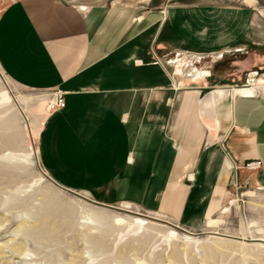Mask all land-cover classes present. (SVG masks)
Returning a JSON list of instances; mask_svg holds the SVG:
<instances>
[{
    "label": "crops",
    "instance_id": "0c3cea01",
    "mask_svg": "<svg viewBox=\"0 0 264 264\" xmlns=\"http://www.w3.org/2000/svg\"><path fill=\"white\" fill-rule=\"evenodd\" d=\"M252 17L184 0H0L1 69L65 101L39 132L47 174L190 230L207 228L230 186L264 188V88L177 73L242 44Z\"/></svg>",
    "mask_w": 264,
    "mask_h": 264
},
{
    "label": "rangeland",
    "instance_id": "374dc122",
    "mask_svg": "<svg viewBox=\"0 0 264 264\" xmlns=\"http://www.w3.org/2000/svg\"><path fill=\"white\" fill-rule=\"evenodd\" d=\"M184 1L253 17L242 44L214 57L187 56L182 76L208 71L233 89L264 88V0ZM252 79L256 85L249 87ZM41 93L18 86L0 67V264H264V188L230 186L211 219L218 223L190 230L156 212L102 203L56 182L39 159V132L52 110V99ZM138 220L147 223L129 226Z\"/></svg>",
    "mask_w": 264,
    "mask_h": 264
},
{
    "label": "bare ground",
    "instance_id": "6f19581e",
    "mask_svg": "<svg viewBox=\"0 0 264 264\" xmlns=\"http://www.w3.org/2000/svg\"><path fill=\"white\" fill-rule=\"evenodd\" d=\"M177 73L178 74H181L182 73V70H178L177 71ZM200 76L202 77V78H207V77H209L210 76V73L209 72H207V71H204V72H202L201 74H200ZM235 93L236 94H239V95H249V94H251V93H253V89H249V88H241V89H235ZM49 106H50V103H49V105H48V108H49ZM124 207H128V205H124ZM145 223H147L146 221H144V220H138L137 221V223L136 222H132V224L130 223V227L132 226V228L133 229H135L134 227V225L133 224H137V228H141L143 225H146ZM218 222L217 221H214V220H211V221H209L208 222V224H207V226L208 227H214L216 224H217ZM126 223L123 221V220H118L117 221V225H119V227H121V228H125V227H128L127 225H125ZM125 225V226H124ZM133 232V231H132ZM261 231H259V233H260ZM143 235H146V234H144V233H142ZM43 235V234H42ZM173 237L175 236V233H173L172 232V234H171ZM47 236V235H46ZM43 237L45 238V235H43ZM146 237V236H145Z\"/></svg>",
    "mask_w": 264,
    "mask_h": 264
},
{
    "label": "built area",
    "instance_id": "2783aa9c",
    "mask_svg": "<svg viewBox=\"0 0 264 264\" xmlns=\"http://www.w3.org/2000/svg\"><path fill=\"white\" fill-rule=\"evenodd\" d=\"M65 106V101L63 98V94L61 92H57L53 99L50 102V109H56V108H63ZM245 167L249 170H258L259 168H261V162L259 161H254V162H250L245 164Z\"/></svg>",
    "mask_w": 264,
    "mask_h": 264
}]
</instances>
